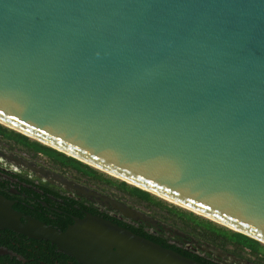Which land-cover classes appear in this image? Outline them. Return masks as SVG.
Here are the masks:
<instances>
[{
  "label": "water",
  "instance_id": "obj_1",
  "mask_svg": "<svg viewBox=\"0 0 264 264\" xmlns=\"http://www.w3.org/2000/svg\"><path fill=\"white\" fill-rule=\"evenodd\" d=\"M0 125L264 245V0H0ZM5 203L0 227L77 263L204 264Z\"/></svg>",
  "mask_w": 264,
  "mask_h": 264
},
{
  "label": "flooded vegetation",
  "instance_id": "obj_2",
  "mask_svg": "<svg viewBox=\"0 0 264 264\" xmlns=\"http://www.w3.org/2000/svg\"><path fill=\"white\" fill-rule=\"evenodd\" d=\"M30 139V138H29ZM0 198L17 216L20 226L37 221L63 231L87 214L136 230L167 249L199 258L206 264H263L244 249L214 245L191 230L192 222L179 218L176 226L158 213L169 212L119 190L111 179L60 156L31 140L19 139L0 128ZM133 200V201H132ZM116 204L134 208L152 219L125 217ZM156 211V212H155ZM0 205V225L2 218ZM174 218H177L173 214ZM0 264H82L57 252L42 239H33L0 227ZM205 264V263H204Z\"/></svg>",
  "mask_w": 264,
  "mask_h": 264
},
{
  "label": "trees",
  "instance_id": "obj_3",
  "mask_svg": "<svg viewBox=\"0 0 264 264\" xmlns=\"http://www.w3.org/2000/svg\"><path fill=\"white\" fill-rule=\"evenodd\" d=\"M1 129L6 130L7 132L15 135L17 138L19 139H24V140H31L33 143L40 145L43 148H46L47 150H50L60 156H63L69 160H71L72 162H76L78 164H81L83 166H86L88 168H91L90 166L81 163V161L77 160V159H73L69 156H66L54 149H51L49 147H47L45 144L39 143L38 141H35L33 139H29L28 137L24 136V135H20L16 132H13L9 129H6L2 126H0ZM93 169V168H91ZM94 170V169H93ZM112 183L115 184V186L121 190V191H125L128 194H130L131 196H135L138 199L145 201V202H149L152 203L155 207H159L161 209H165L169 212V214L173 215L175 214L177 219L179 220V218L181 217H185L187 220L191 221V230H195L197 232V234L201 237L206 239V241L217 245L219 247L225 248V247H231L232 252H238V251H243L244 249H247V251L249 252L250 255L254 256L255 258L259 259L263 264H264V245L259 244L258 241L247 237L241 233H236V232H232L230 230H227L223 227L220 226H216V224H213L210 221H207L206 219L190 212V211H186V210H180L174 206H170L168 204H165L164 202L156 199L155 197H153L152 194H149L147 191L139 189L135 186H131V185H126L125 183H123L122 181H115L112 180ZM181 221V220H180ZM183 222V221H181ZM184 223V222H183ZM131 232L140 235L144 238H147L148 240L152 241V243H154V241L152 240V238L148 237L147 235L140 233L136 230H131ZM160 247H163L161 244L159 243H155ZM165 248V247H163ZM175 251L176 253L182 255V256H186V257H190L193 258L197 261H200L199 258L195 257V256H191L188 254H182L179 251H176L175 249H170ZM206 264V262H203Z\"/></svg>",
  "mask_w": 264,
  "mask_h": 264
},
{
  "label": "rangeland",
  "instance_id": "obj_4",
  "mask_svg": "<svg viewBox=\"0 0 264 264\" xmlns=\"http://www.w3.org/2000/svg\"><path fill=\"white\" fill-rule=\"evenodd\" d=\"M1 126V125H0ZM67 156V155H66ZM85 164V163H84ZM86 165H88V164H86ZM88 166H90V165H88ZM91 168H93V169H95V170H97L96 168H94V167H92V166H90ZM100 174H102V175H104V176H106V177H108V178H110V179H112V180H115V181H119V179H116V178H114V177H111V176H109V175H107L106 173H103V172H101V171H99V169L97 170ZM153 195V194H152ZM153 197H155L156 199H158V200H160V201H162V202H164L165 204H168V205H170V206H174V207H176V208H178V209H180V210H186V209H182V208H179V207H177V206H175V205H173V204H170V203H168V202H166V201H164V200H162V199H160V198H158V197H156V196H153ZM133 201V200H132ZM186 211H189V210H186ZM156 212V211H155ZM191 212V211H190ZM193 213V212H192ZM160 216H162L164 219H166V220H168L171 224H173V225H176V226H179V225H181V221L180 220H178L177 218H174V216H172V215H168V214H166L165 212H160V213H158ZM195 214V213H194ZM196 215H198V214H196ZM198 216H200V215H198ZM200 217H202V218H204V219H206L205 217H203V216H200ZM207 220V219H206ZM207 221H209V220H207ZM210 222H212V221H210ZM213 223V222H212ZM213 224H215V223H213ZM216 226H219L218 224H216ZM220 227H222V226H220ZM224 228V227H223ZM226 229V228H225ZM228 230V229H227ZM196 235H198L197 234V232L195 231V230H192ZM199 236V235H198ZM200 237V236H199ZM228 248V247H227ZM231 250V249H230ZM240 254H242V255H244V250L243 251H240Z\"/></svg>",
  "mask_w": 264,
  "mask_h": 264
},
{
  "label": "bare ground",
  "instance_id": "obj_5",
  "mask_svg": "<svg viewBox=\"0 0 264 264\" xmlns=\"http://www.w3.org/2000/svg\"><path fill=\"white\" fill-rule=\"evenodd\" d=\"M7 128H9V127H7ZM11 129V128H10ZM25 135V134H24ZM26 136H29V135H26ZM43 143V142H42ZM46 144V143H45ZM46 146H49V145H47L46 144ZM49 147H51V146H49ZM57 151H59V150H57ZM60 152V151H59ZM65 155H67V156H69V157H72V156H70L69 154H67V153H65ZM73 158V157H72ZM76 159H78L79 161H82V162H84V163H86V164H88V165H90V166H92V167H94V168H96L97 170L99 169V168H97V167H95V166H93V165H91V164H89V163H87V162H85V161H83V160H81V159H79V158H77V157H75ZM74 158V159H75ZM81 162V163H82ZM99 171H101V172H103L102 170H100L99 169ZM103 173H105V172H103ZM107 174V173H106ZM107 175H109V174H107ZM109 176H111V177H114V176H112V175H109ZM114 178H116V177H114ZM116 179H118V178H116ZM120 180V179H119ZM122 181V180H121ZM126 184H129V183H127L126 182ZM138 188H140V187H138ZM140 189H142V188H140ZM142 190H144V189H142ZM149 193H151V192H149ZM153 194V193H152ZM153 196H156V195H154L153 194ZM156 197H158V198H160V199H162V200H164V201H166V202H168V203H170V204H173V205H175V206H177V207H179V208H185V209H189V208H187V207H182V206H180V205H177V204H175V203H173V202H170V201H168V200H166V199H163V198H161V197H159V196H156ZM189 210H191V209H189ZM196 214H198V215H201V216H204V217H206L205 215H203V214H201V213H198V212H196V211H194ZM207 218V217H206ZM207 219H209V220H211L212 222H214V223H216V224H219V225H224V224H221V223H219V222H217V221H214V220H212V219H210V218H207ZM226 227V226H225Z\"/></svg>",
  "mask_w": 264,
  "mask_h": 264
}]
</instances>
